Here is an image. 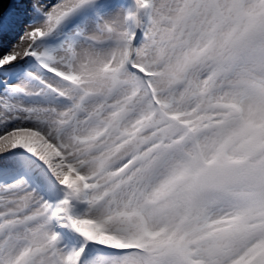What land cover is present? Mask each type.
I'll return each instance as SVG.
<instances>
[{
  "label": "snow or ice",
  "instance_id": "1",
  "mask_svg": "<svg viewBox=\"0 0 264 264\" xmlns=\"http://www.w3.org/2000/svg\"><path fill=\"white\" fill-rule=\"evenodd\" d=\"M0 264H264V0H0Z\"/></svg>",
  "mask_w": 264,
  "mask_h": 264
}]
</instances>
